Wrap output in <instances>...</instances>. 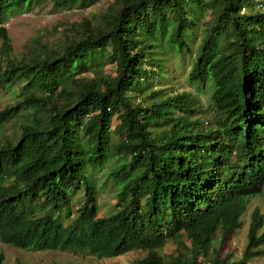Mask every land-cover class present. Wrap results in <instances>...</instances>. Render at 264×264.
I'll return each instance as SVG.
<instances>
[{"label": "trees", "instance_id": "1", "mask_svg": "<svg viewBox=\"0 0 264 264\" xmlns=\"http://www.w3.org/2000/svg\"><path fill=\"white\" fill-rule=\"evenodd\" d=\"M38 1L0 0V86L21 84L0 108V128L24 115L18 132L0 138V241L98 258L146 251L138 264L264 257L258 207L239 259L214 246L218 231L221 245L242 225L249 200L264 189V0H109L98 19L71 22L61 45L33 46L16 59L4 20ZM47 1L84 8L98 0ZM194 6L209 15L195 51L187 36L197 27ZM157 35L193 54L191 83H211L208 122L189 92H146L144 81L162 64L153 54ZM99 50L113 73L101 65L85 76ZM110 159L116 209L98 215L87 166ZM169 241L175 249L164 257L158 249Z\"/></svg>", "mask_w": 264, "mask_h": 264}, {"label": "rangeland", "instance_id": "2", "mask_svg": "<svg viewBox=\"0 0 264 264\" xmlns=\"http://www.w3.org/2000/svg\"><path fill=\"white\" fill-rule=\"evenodd\" d=\"M108 3L109 0H98L96 3L84 8L78 6L54 8L50 1L42 0L34 2L27 10L13 9L4 20V25L11 38L12 56L20 59L27 54L30 48L33 46L39 47L40 44H46L50 47L61 45L64 40L63 30L68 29L71 22H77L83 17L92 20L98 19L104 13ZM247 10L246 7L243 11L246 12ZM193 13L197 27L194 30H188L187 36L192 50L195 51L204 34V27H206L209 15L207 10L196 6L193 7ZM140 37L144 39L145 36L140 33ZM153 54L162 61V64L161 68L154 69L158 73L149 76L144 81L146 92L151 89L156 90L159 97H164L166 94L175 95L181 92H189L197 103L199 115L207 122L211 120V83L209 81L191 83L188 79L193 54L180 53L169 47L166 37L161 35H157V43ZM98 66H101L99 68L101 73L112 72L113 65L109 63L108 56L102 50L97 51L90 71L84 73V75L94 76L97 73L95 70ZM20 89L21 84L19 82H15L8 89L0 86V108H3L7 103H13L19 96ZM135 100H139L138 96ZM23 117L24 115L20 113L6 122L0 128V138H10L13 133L18 132L19 123ZM111 140L117 141V136L114 133L111 134ZM115 164L116 160L110 159L102 168L87 166V172L96 185L98 215H107L116 209V197L120 185L116 183L112 176ZM80 198L81 195L78 192L74 196L73 208L79 204ZM255 207H258L264 213V189L259 195L249 200L247 208L241 216L242 225L238 229L230 233L221 245L220 231L214 237V246H219L222 256L230 255V261L241 257L246 242L250 214ZM174 249L175 245L169 241L163 248L158 249V253L167 257L168 253L174 251ZM0 252L4 254L6 264H19V262L26 264H52L53 262L58 264H138L137 261L147 254L143 250H132L116 257L98 258L85 252L45 248L24 250L1 241ZM247 264H264V257L252 258L247 261Z\"/></svg>", "mask_w": 264, "mask_h": 264}]
</instances>
